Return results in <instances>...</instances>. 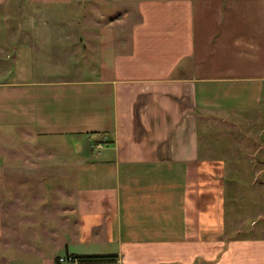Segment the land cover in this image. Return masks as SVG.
Here are the masks:
<instances>
[{"label":"crops","instance_id":"1","mask_svg":"<svg viewBox=\"0 0 264 264\" xmlns=\"http://www.w3.org/2000/svg\"><path fill=\"white\" fill-rule=\"evenodd\" d=\"M17 1L0 0V264H264L256 227L228 224L239 128L264 139V0H137L118 26Z\"/></svg>","mask_w":264,"mask_h":264},{"label":"rangeland","instance_id":"2","mask_svg":"<svg viewBox=\"0 0 264 264\" xmlns=\"http://www.w3.org/2000/svg\"><path fill=\"white\" fill-rule=\"evenodd\" d=\"M136 1L79 0V3L83 6L80 19L90 22L93 19H101L103 23H109L111 21L113 23L115 22L116 26L124 25L125 23L127 24V21L131 17L130 10L132 9V4ZM25 3L24 0H18L15 4H22L23 6ZM15 4H13V11L10 7L9 16L11 27H14V32L17 33L19 30L16 26L17 21H19L18 26L21 24L23 29H27L25 27L27 21H25L26 18L21 17L23 13L18 11ZM24 21L25 23L23 24ZM243 126L239 128V133L245 139L239 138V143L241 144H238L231 152L232 165L230 167L234 171L228 172L230 182L228 224L230 223V226L232 224V227H235V223L236 226H240V220H244L247 228L251 227L250 229H253L256 227V233L264 236V139L259 141L253 138L256 135L254 125L244 123ZM237 135L238 133L236 132ZM262 137L264 138V132L261 135ZM258 144L261 145L260 150H258ZM37 174L39 176V173ZM54 202L55 200L53 198L51 205L56 209ZM46 211L50 213V209H46ZM256 220L257 223L253 226ZM12 231H9L10 236H12ZM7 239L10 238L7 237ZM6 254L4 253L2 255L1 253L0 255L4 257Z\"/></svg>","mask_w":264,"mask_h":264},{"label":"trees","instance_id":"3","mask_svg":"<svg viewBox=\"0 0 264 264\" xmlns=\"http://www.w3.org/2000/svg\"><path fill=\"white\" fill-rule=\"evenodd\" d=\"M66 257H75L77 259L80 260H88V259H101V260H105V259H114V257H116V254H89V255H84V254H74V253H70V254H66L64 255ZM110 259V260H111ZM56 264H64L63 262L60 261V257H57L55 260Z\"/></svg>","mask_w":264,"mask_h":264},{"label":"built area","instance_id":"4","mask_svg":"<svg viewBox=\"0 0 264 264\" xmlns=\"http://www.w3.org/2000/svg\"><path fill=\"white\" fill-rule=\"evenodd\" d=\"M60 261L63 263H78L79 259L75 258V257H66V256H61L60 257Z\"/></svg>","mask_w":264,"mask_h":264}]
</instances>
